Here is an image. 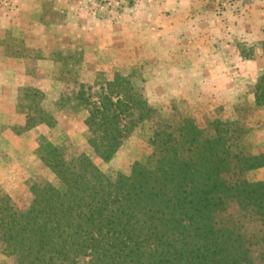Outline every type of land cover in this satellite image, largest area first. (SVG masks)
Here are the masks:
<instances>
[{
    "label": "rangeland",
    "instance_id": "obj_1",
    "mask_svg": "<svg viewBox=\"0 0 264 264\" xmlns=\"http://www.w3.org/2000/svg\"><path fill=\"white\" fill-rule=\"evenodd\" d=\"M141 1L69 0L72 9L82 13L81 17L73 14V22L55 0H0V201L5 197L14 209L27 211L34 186L49 185L65 191V185L43 160L52 157L54 150L71 165L85 155L110 181L118 175H129L136 162H145L150 155L160 129L196 125L204 136L220 134L228 145L244 154L264 156V104H257L255 99V86L264 78V58L257 56L247 68L256 79L244 80L236 75L235 70L241 69L239 59L229 50L226 65L220 69L222 74L214 68L202 78L210 81L215 75L217 92L203 86L199 77L176 94L164 85L154 87L148 80L155 72L142 53H156L162 66L160 47L146 33L141 53L132 38L133 16L139 13L146 19L150 10ZM207 6L219 15L227 8L235 14L251 13L252 38L237 39V51L249 59L262 48L264 22L258 19L264 17V0H231L226 5L208 0ZM87 11L96 15L95 21L93 16L85 17ZM123 17L128 26L115 27ZM107 22L114 27L107 28ZM102 47L104 54L100 53ZM135 49L140 57L137 62ZM214 50L216 46L209 55ZM134 62L137 66H131ZM156 71L160 74L165 67ZM117 74L129 83H113ZM230 79H237L244 88L242 93L235 94L232 83L225 85ZM122 89L134 98L142 94L139 100L143 103H135L136 108L119 117V147L110 160L104 161L90 143L95 135L87 119L91 110L102 109V103H106L103 97L121 109L130 106L123 98L125 94L119 93ZM34 90L39 93L35 95ZM243 175L264 182V166ZM227 217L242 221L248 237L260 230L258 223L235 206ZM89 259L82 256L78 264H87ZM257 261L264 264L260 258ZM0 264H16L14 257L2 253L1 244Z\"/></svg>",
    "mask_w": 264,
    "mask_h": 264
},
{
    "label": "trees",
    "instance_id": "obj_2",
    "mask_svg": "<svg viewBox=\"0 0 264 264\" xmlns=\"http://www.w3.org/2000/svg\"><path fill=\"white\" fill-rule=\"evenodd\" d=\"M112 82L129 80L117 74ZM119 93L130 106L103 97L102 109L87 119L95 135L90 143L104 161L119 147V117L143 103L142 94ZM255 99L264 104V78ZM154 138L145 162L114 181L85 155L71 165L52 151L43 160L66 190L34 186L27 211L4 197L2 253L16 264H78L82 256L90 257L87 264L264 263V182L243 175L263 167L264 156L244 154L223 135L204 136L196 125L160 129ZM232 206L259 224L258 234L248 237L242 221L227 217Z\"/></svg>",
    "mask_w": 264,
    "mask_h": 264
},
{
    "label": "crops",
    "instance_id": "obj_3",
    "mask_svg": "<svg viewBox=\"0 0 264 264\" xmlns=\"http://www.w3.org/2000/svg\"><path fill=\"white\" fill-rule=\"evenodd\" d=\"M141 2L143 5L146 4V7L150 10L146 19L144 16L141 17L139 13L132 18L135 29H133L132 35L133 43H135L134 47L140 50V46L145 44L144 36L148 33L155 38L156 44L159 45L160 56L163 60V65L160 66L157 62V55L154 56L156 53L153 54L148 50L142 53L140 50L149 69L155 72L148 80L149 84L154 83V87L157 88L164 85L163 88L170 93L184 92V85L191 83L193 80L195 81L196 77H199L203 86L209 87L212 92H217L219 87L217 89L214 87L216 83L215 71L213 72L214 78L210 80L212 84L209 80H202V78L203 75L210 74L211 69H223L222 67L226 65L225 63L228 60L226 53L229 50H233L239 59L238 67L241 69L239 71L235 70L236 75L244 78V80L254 81L256 79V76H253L249 69L247 72V68H250L254 58L257 60V56L260 55L264 58L263 48L256 50L255 54L247 59L246 56H241L236 46L237 39L252 38L254 17L251 13L244 11L243 14H235L231 11V8H227L226 12H221L219 15L213 7L207 6L208 0H142ZM55 3L61 8L63 6L64 10L67 11L68 20L74 22L75 17L73 14L75 15L77 10L72 9L69 0H55ZM215 3L226 5L227 3L231 4V0H215ZM69 9L70 11H68ZM90 14H88V11L84 13L87 19L93 16L92 19L95 21L96 15ZM259 18L258 20L264 22L262 15ZM75 23L77 24V21ZM107 23V28L114 26L125 28L128 26L125 17L120 19L114 26L113 24L109 25V22ZM225 35L228 38H225ZM214 46L217 47V50L209 55L210 49ZM103 50L102 47L100 49L101 54H104ZM138 50H134L136 55L139 52ZM137 56L136 62L140 59L139 55ZM136 62L131 63L133 64L131 66H137L138 63ZM163 66L165 71H161L159 74L156 69ZM198 70H201V72L195 74ZM240 73L241 75H239ZM220 74H222L221 70ZM236 81L237 79H230L225 85L232 83L235 94L242 93L244 88L239 86V82Z\"/></svg>",
    "mask_w": 264,
    "mask_h": 264
}]
</instances>
